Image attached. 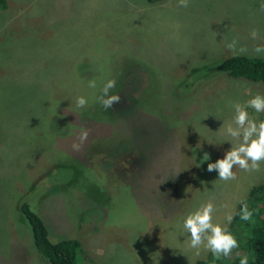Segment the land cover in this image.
<instances>
[{"label":"rangeland","instance_id":"374dc122","mask_svg":"<svg viewBox=\"0 0 264 264\" xmlns=\"http://www.w3.org/2000/svg\"><path fill=\"white\" fill-rule=\"evenodd\" d=\"M0 8V264H50L33 245L20 201L52 241H80L78 264H197L183 232L212 200L226 224L258 172L221 181L207 164L231 148L223 126L260 82L212 73L264 46V0H5ZM259 37L253 40L250 32ZM206 74V75H205ZM115 78L121 102H98ZM95 80L96 87H89ZM88 103L76 105L77 97ZM261 121L262 113L248 108ZM87 138L80 150L81 129ZM224 141V142H223ZM233 143H236L235 141ZM210 157L203 160L204 154ZM199 165V166H197ZM264 220L263 212L257 221ZM235 249L223 264H240Z\"/></svg>","mask_w":264,"mask_h":264},{"label":"clouds","instance_id":"9594fccd","mask_svg":"<svg viewBox=\"0 0 264 264\" xmlns=\"http://www.w3.org/2000/svg\"><path fill=\"white\" fill-rule=\"evenodd\" d=\"M189 0H179L178 6L188 7ZM264 9V4H261ZM253 40L259 37V32L253 29L250 32ZM226 47L235 54L247 53V48L244 46L238 47V39L234 38L227 43ZM253 51L256 54L264 53V46L257 45ZM116 79L112 78L104 83L101 89V95L97 98L101 106L107 110L121 102V97L118 94H112L111 90L116 87ZM89 87L95 88V80L89 81ZM88 101L84 96L77 97L76 105L78 108H83ZM234 109L232 122L223 126L224 141L231 143V148L226 151L223 158H218L215 162L207 164V171H217L218 179L221 181L235 180L236 173L234 168H239L245 172L260 171L261 163H264V120L257 122L250 117L248 108H252L256 113L264 112V95L256 94L248 99L245 104L235 102L231 105ZM87 129H81L79 135V143L74 142V150H80L83 141L87 138ZM223 141V142H224ZM236 143H233V142ZM210 157L207 153L204 154L203 161H209ZM199 166V165H197ZM216 206L209 200L201 204L195 211L186 216L183 222V232L190 236L188 247L194 250V254L199 256L201 250L211 252L216 260L222 257H230L235 249L240 247L239 241L227 228L226 224L214 223L213 214L216 212ZM239 216L242 221H253V211L249 208L246 202L241 204ZM233 211H228L225 214L227 223H231L234 218ZM240 264H249V256L241 255Z\"/></svg>","mask_w":264,"mask_h":264},{"label":"trees","instance_id":"16d2710c","mask_svg":"<svg viewBox=\"0 0 264 264\" xmlns=\"http://www.w3.org/2000/svg\"><path fill=\"white\" fill-rule=\"evenodd\" d=\"M146 1L152 4L157 0ZM5 6V0H0V8ZM212 73H225L230 77L244 78L264 85V56L233 54L212 65L206 74L208 76ZM262 120H264V112L261 116ZM243 202H246L253 211L251 222L240 219L238 213ZM18 209L22 218L29 224L33 245L43 259L50 264H78L77 256L82 249L79 240L62 238L52 241L45 222L27 201H20ZM262 212L264 214V182L250 188L247 197L238 203L234 212L236 215L228 227L239 241L238 249L247 251L249 254V264H264V220L257 221V217ZM197 264H223V262L220 259L216 260L209 252L208 256L197 261Z\"/></svg>","mask_w":264,"mask_h":264}]
</instances>
